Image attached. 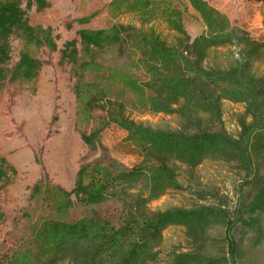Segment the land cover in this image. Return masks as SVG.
<instances>
[{"label": "rangeland", "instance_id": "rangeland-1", "mask_svg": "<svg viewBox=\"0 0 264 264\" xmlns=\"http://www.w3.org/2000/svg\"><path fill=\"white\" fill-rule=\"evenodd\" d=\"M124 0H21L18 24L0 31V262L1 255L18 247L31 248L32 236L46 219L72 221L109 203H90L84 194L86 167L130 168L143 164L127 132L107 113L80 110L77 85L99 81L87 62L102 67L113 84L109 97L121 94L134 100L119 81L116 48L96 45L85 35L115 23L135 21L132 4ZM228 20V31L264 37V6L246 0H201ZM144 16L162 38L171 39L170 13L193 40L207 34L199 13L188 0H149ZM138 26V21H135ZM131 58H133L131 56ZM222 121L227 133L237 135L236 114L241 105L225 102ZM131 117L154 126L179 127L177 115H148L132 110ZM264 171V167L261 169ZM182 189L169 190L149 205L152 210L210 207L202 235L189 238L184 228H166L159 264H264V208L252 211L239 198L243 173L224 163L206 160L195 168L177 171ZM240 175V176H239ZM80 184V185H79ZM82 185V186H81ZM83 187V188H82ZM226 211L232 223L212 209ZM231 238L232 249L229 239ZM168 253L172 254L167 260ZM178 256V257H177Z\"/></svg>", "mask_w": 264, "mask_h": 264}, {"label": "trees", "instance_id": "trees-1", "mask_svg": "<svg viewBox=\"0 0 264 264\" xmlns=\"http://www.w3.org/2000/svg\"><path fill=\"white\" fill-rule=\"evenodd\" d=\"M20 1L0 0V31L18 24ZM148 1L132 4L138 26L135 21L117 22L109 29L85 34L96 45L116 48L118 69L112 81L117 78L122 93L127 90L134 100L124 94L109 97L114 83L108 85L111 78H103L96 62L85 67L96 72L99 81L77 85L80 110L85 115L94 109L105 111L109 120L127 132L143 164L121 170L86 167L84 194L91 204L109 203L106 211L92 210L72 221L46 219L33 234L31 248L7 251L0 264H159L163 231L179 224L189 238L197 232L202 235L203 213L211 209L161 211L149 204L169 190L182 189L177 175L181 166L193 169L206 160L243 173L237 187L240 200L252 211L264 208V37L228 31L225 16L201 0H188L207 34L191 40L181 17L172 12L173 35L162 38L144 17ZM246 1L264 6V0ZM128 2L123 1L125 6ZM225 102L243 108L235 115L237 135L228 134L224 127ZM127 110L177 115L181 123L175 129H163L135 121ZM212 212L226 220L224 233L230 237L227 212L220 208ZM229 243L232 249L231 238ZM177 259L164 264H177Z\"/></svg>", "mask_w": 264, "mask_h": 264}]
</instances>
